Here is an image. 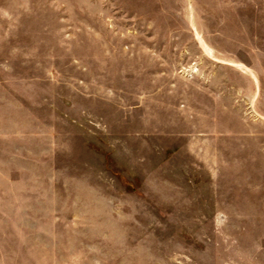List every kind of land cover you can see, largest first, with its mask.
<instances>
[{
	"label": "rangeland",
	"instance_id": "374dc122",
	"mask_svg": "<svg viewBox=\"0 0 264 264\" xmlns=\"http://www.w3.org/2000/svg\"><path fill=\"white\" fill-rule=\"evenodd\" d=\"M0 264H264V0H0Z\"/></svg>",
	"mask_w": 264,
	"mask_h": 264
}]
</instances>
